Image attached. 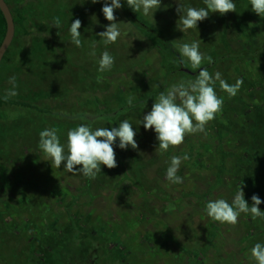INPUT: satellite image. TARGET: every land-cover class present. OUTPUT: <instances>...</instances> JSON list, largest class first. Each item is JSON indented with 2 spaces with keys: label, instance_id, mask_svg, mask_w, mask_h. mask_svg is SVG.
Returning a JSON list of instances; mask_svg holds the SVG:
<instances>
[{
  "label": "rangeland",
  "instance_id": "374dc122",
  "mask_svg": "<svg viewBox=\"0 0 264 264\" xmlns=\"http://www.w3.org/2000/svg\"><path fill=\"white\" fill-rule=\"evenodd\" d=\"M6 1L27 18L30 35L19 29L15 34L10 62L0 66V98L30 103L53 116L0 109V264H256L250 250L264 243V219L241 213L235 225L222 224L205 208L216 199L231 204L240 185L249 205L253 194L264 201V131L251 133L257 125L259 131L264 127V64L226 60L208 69L213 75L219 71L229 85L238 79L243 84L229 97L217 81L214 88L224 103L206 134H188L181 145L161 153L154 130L139 124L156 98L125 108L113 121L109 113L115 114L120 97L143 95L145 86L158 84L173 69L177 74L171 85L195 79L191 73L199 70L179 67L175 54L164 52L146 34L149 29L136 27L124 0L114 10L121 35L107 47L97 35L109 24L101 10L104 0ZM178 2L206 7L203 0H161L153 17L131 8L129 13L172 45L201 40L200 52L211 57L225 54L224 33L234 52L263 46L264 26L245 20L241 12L257 15L249 0H233L236 12L210 13L197 29L184 33L177 27ZM55 18L61 21L59 29L52 27ZM75 19L81 21V47L71 43ZM105 50L115 63L100 72ZM208 65L205 61L201 67ZM11 76L17 78L15 96H7ZM103 111L108 118L91 128L111 129L128 119L138 150L120 149L117 139L118 166H102L95 179L69 173L63 164L52 168L44 160L42 130L56 128L66 145L68 130L89 124ZM185 153L190 158L177 172L183 183L172 184L166 179L171 157ZM258 207L264 211V202Z\"/></svg>",
  "mask_w": 264,
  "mask_h": 264
},
{
  "label": "clouds",
  "instance_id": "9594fccd",
  "mask_svg": "<svg viewBox=\"0 0 264 264\" xmlns=\"http://www.w3.org/2000/svg\"><path fill=\"white\" fill-rule=\"evenodd\" d=\"M93 4L99 0H91ZM127 5L134 12L142 10L145 16L154 15L160 9L161 0H126ZM252 11L264 17V0H249ZM206 7L195 8L178 2L176 8L179 14L177 27L183 33L189 29H197L198 22L207 19L210 13L225 15L236 12L233 0H203ZM122 7L121 0H104L102 13L109 24L106 29L97 35L100 41L107 47L115 43L120 37L119 24L116 22L114 10ZM61 21L55 18L52 27L59 29ZM80 19H75L70 25L71 43L76 47L82 46ZM48 36V35H47ZM175 41V40H174ZM174 41H172L174 43ZM201 40L174 45L178 48L179 58L175 63L178 65H190L191 69L199 70L195 79L171 85L165 91L159 93L152 105L151 111L142 117L139 124H143L145 130L152 129L156 133L158 147L156 151L166 152L170 147L179 146L184 142L188 134L205 133L206 125L214 120L222 111L223 98L218 97L214 85L218 81L220 87L229 97L237 95L243 84L237 80L234 85H229L222 74L217 71L214 75L206 67L201 65L206 61L213 63L211 56L200 52ZM91 55H95L96 43L92 45ZM142 54V53H141ZM115 63V58L109 51L102 52L98 61L100 72L110 71ZM66 66V65H65ZM16 77L11 76L9 83L12 88L8 90L7 96L17 95ZM134 96L127 98V103L133 105ZM136 132L128 119L119 123L118 127L96 128L81 124L67 132V144H61L56 128H46L39 133V148L42 150L46 161L51 163L52 168L63 169L69 173L82 174L86 178L95 179L101 172L102 166L109 169L117 167L116 154L113 145L119 140L118 147L126 150L129 146L138 150L135 140ZM188 154L183 156H172L170 165L166 170V179L172 184L183 183V178L177 175L183 161L188 160ZM79 166V167H77ZM242 185L239 186L231 204L225 199L210 200L206 204L207 216L213 221L235 225L241 213L250 214L253 220L264 219V211L258 207L262 202L258 195L251 197L252 204L249 205L244 198ZM19 198V197H18ZM251 257L256 264H264V243H256L250 250Z\"/></svg>",
  "mask_w": 264,
  "mask_h": 264
},
{
  "label": "trees",
  "instance_id": "16d2710c",
  "mask_svg": "<svg viewBox=\"0 0 264 264\" xmlns=\"http://www.w3.org/2000/svg\"><path fill=\"white\" fill-rule=\"evenodd\" d=\"M6 1V0H5ZM7 2V1H6ZM8 6L9 3L7 2ZM238 6H240V4L237 3ZM124 8L127 10V15L128 18L132 21V23L138 27L141 30L147 31L148 29V33H146L148 36H150L153 39H156V45L161 48L164 52L169 53L171 56H173V54H175V57L179 58L178 53L174 47V45H172L165 37H163L161 34L153 31L152 29H150L146 23L144 21H141L140 19L134 17L130 12V8L127 5L126 0H124ZM11 9V8H10ZM12 14H13V18H14V22L16 25V32L17 30H21L23 32L24 36H29L30 34L27 31L26 28V22H27V18L23 15V13L21 12L20 9H16V10H11ZM242 15L244 17L245 20H251V21H255L258 23H261L264 26V18L255 15L253 13H251L250 11H244L241 10ZM224 22H225V18H224ZM226 30V29H225ZM6 33H7V23L5 20V17L3 15V13L0 10V47L4 42V39L6 37ZM222 41L224 43L225 46V54L224 55H213L212 59H213V63L209 64L208 67H206L207 69H211L216 67L219 63H222L226 60H246L248 59L250 62H255V61H259L262 65L264 63V44L261 48H255L254 45H252L250 47L249 50H243L240 52H234L230 46L229 43L227 41L226 38V33H224L222 35ZM12 47V45H11ZM11 50V48L9 49V51ZM9 51L7 52L6 56L4 57V60L2 63L4 62H10L9 60ZM173 52V53H172ZM1 63V64H2ZM1 66V65H0ZM180 67V65H178ZM183 67V66H181ZM183 70L186 71V69H180V71L178 70L179 73H182ZM189 72V71H188ZM177 74V73H176ZM175 72L174 69L173 71H170L169 73H167L166 76H164L161 81V79H159V83L155 84L153 87L152 86H145V90L143 95H139V97L137 96L134 100H133V105L132 108H137L139 106H142L143 103H148L150 100L155 99L160 92L165 91V89H167L171 83H172V79L175 78ZM196 75H198V71L191 73V76L193 78L196 77ZM264 78V76H263ZM161 83V85H159ZM116 108L117 110L114 111L115 114H110L112 115L110 117V119L113 121L115 118V116H118L119 114L123 113L125 108L128 109L130 108V106L127 103V98L122 96L119 98V100L116 103ZM4 108H16V109H24V110H29V111H34L40 115H45V116H53V113L49 110H44V109H40L39 107L32 105L30 103L27 102H23L20 100H15V99H9V98H0V109H4ZM104 112V111H103ZM101 113V112H100ZM112 113V112H111ZM108 113H102L99 114V116H93L91 118H89L88 120H92L89 124L87 122V125L93 126L94 124H96L98 121H103L106 120L108 118L107 116ZM87 121V120H86ZM259 125H257L255 128H253L252 130V134L254 136L257 135V133L259 132H263L264 131V127L263 129H261L260 131L258 130ZM78 229V228H77ZM79 231V229H78ZM80 232V231H79ZM68 252V251H66ZM63 258H65L64 256H62ZM125 260V259H124Z\"/></svg>",
  "mask_w": 264,
  "mask_h": 264
},
{
  "label": "water",
  "instance_id": "95a60500",
  "mask_svg": "<svg viewBox=\"0 0 264 264\" xmlns=\"http://www.w3.org/2000/svg\"><path fill=\"white\" fill-rule=\"evenodd\" d=\"M0 10L3 13L7 23V33L3 44L0 47V65L4 60L7 52L9 51L16 34V25L14 22L13 14L5 0H0Z\"/></svg>",
  "mask_w": 264,
  "mask_h": 264
}]
</instances>
